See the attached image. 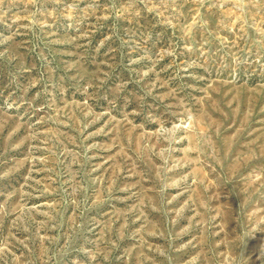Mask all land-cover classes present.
<instances>
[{
    "label": "rangeland",
    "instance_id": "rangeland-1",
    "mask_svg": "<svg viewBox=\"0 0 264 264\" xmlns=\"http://www.w3.org/2000/svg\"><path fill=\"white\" fill-rule=\"evenodd\" d=\"M0 264H264V0H0Z\"/></svg>",
    "mask_w": 264,
    "mask_h": 264
}]
</instances>
